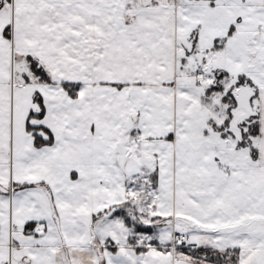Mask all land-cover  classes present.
<instances>
[{
    "label": "snow or ice",
    "instance_id": "1",
    "mask_svg": "<svg viewBox=\"0 0 264 264\" xmlns=\"http://www.w3.org/2000/svg\"><path fill=\"white\" fill-rule=\"evenodd\" d=\"M0 264H264V0H0Z\"/></svg>",
    "mask_w": 264,
    "mask_h": 264
}]
</instances>
